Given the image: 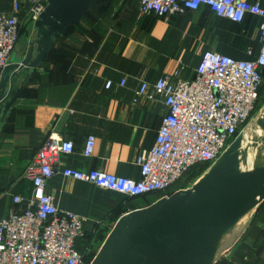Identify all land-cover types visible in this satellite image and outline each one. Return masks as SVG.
<instances>
[{
    "label": "crops",
    "instance_id": "0c3cea01",
    "mask_svg": "<svg viewBox=\"0 0 264 264\" xmlns=\"http://www.w3.org/2000/svg\"><path fill=\"white\" fill-rule=\"evenodd\" d=\"M20 1L27 41L16 46V57L27 50L33 31L26 17L30 0ZM246 1L264 7V0ZM12 4L0 0L3 10H11ZM260 23L254 15L236 22L206 6L153 16L141 13L137 0L94 4L55 40L37 68L23 71L15 86H21V96L0 116V219L18 207L13 196L31 198L33 183L26 171L44 139L55 133L72 139L75 148L60 154L62 166L48 179L46 190L60 209L82 216L84 230L102 243L119 216L159 197H127L66 177L61 170L72 166L139 178L137 158L153 146L166 107L161 97L133 102L134 92L166 74L192 77L206 50L238 60L253 58L260 48ZM122 79L124 86L119 85ZM107 80L113 81L112 88L105 87ZM66 112L59 133L56 128ZM89 135L96 143L93 154L85 157L82 148ZM239 241L216 264H242L241 256L244 264H264V202Z\"/></svg>",
    "mask_w": 264,
    "mask_h": 264
},
{
    "label": "built area",
    "instance_id": "2783aa9c",
    "mask_svg": "<svg viewBox=\"0 0 264 264\" xmlns=\"http://www.w3.org/2000/svg\"><path fill=\"white\" fill-rule=\"evenodd\" d=\"M137 1L141 13L153 16L183 14L206 6L217 16L236 22L247 15L261 18L260 48L253 58L238 60L206 50L192 77L179 79L177 72L166 74L154 82H143L134 92L133 102L161 97L166 107L153 146L137 158L139 178L72 166L61 170L66 177L127 197L154 193L161 197L169 195L180 181L190 184L208 168L263 105L264 7L259 1L246 0ZM46 3L29 1L26 17L31 23L39 19ZM21 9L20 0H13L9 11L0 6V80L21 36ZM124 84L122 79L119 85ZM113 85L107 80L105 87ZM95 143L96 137L89 135L82 148L85 157L93 154ZM74 148L72 139L55 133L42 142L26 171L33 183L31 198L13 196L18 207L0 219V264H88V247L84 251L79 248V241L86 237L83 217L60 209L46 190L48 179L62 166L60 154L72 153ZM195 167L200 172L190 178Z\"/></svg>",
    "mask_w": 264,
    "mask_h": 264
},
{
    "label": "water",
    "instance_id": "95a60500",
    "mask_svg": "<svg viewBox=\"0 0 264 264\" xmlns=\"http://www.w3.org/2000/svg\"><path fill=\"white\" fill-rule=\"evenodd\" d=\"M98 1L47 0L32 23L35 35L27 50L13 55L3 70L0 116L21 96V86H15L23 71L37 68L55 40ZM263 202L264 103L190 184L119 216L89 264H216L247 231Z\"/></svg>",
    "mask_w": 264,
    "mask_h": 264
},
{
    "label": "trees",
    "instance_id": "16d2710c",
    "mask_svg": "<svg viewBox=\"0 0 264 264\" xmlns=\"http://www.w3.org/2000/svg\"><path fill=\"white\" fill-rule=\"evenodd\" d=\"M100 1V0H99ZM96 4V3H95ZM94 6V5H93ZM92 6V7H93ZM90 11V10H89ZM88 11V12H89ZM87 12V13H88ZM86 13V14H87ZM74 26V25H73ZM73 26H71L70 28H72ZM69 28V29H70ZM68 29V30H69ZM67 30V31H68ZM23 33V27H22V29H21V34ZM263 88H264V86H263ZM262 103H264V90H263V98H262ZM200 172V170L198 169V168H193L192 169V171H191V173H190V178L191 177H195L196 175H198V173ZM187 185V182H185V181H180L178 184H176V186L175 187H173L171 190H170V193H172L175 189H177L178 187H183V186H186ZM149 195H156L157 197H160V194H156V193H154V194H149ZM145 196H147V195H145ZM92 242H94V240H93V236H92V234L91 233H87L86 232V237H84L83 238V240H80L79 241V248L82 250V251H84L87 247H88V249H86V254H85V260H86V262L88 263H90V261L92 260L91 258L89 259L88 258V256H89V254L90 253H88L89 252V250H91V245H93L92 244Z\"/></svg>",
    "mask_w": 264,
    "mask_h": 264
},
{
    "label": "rangeland",
    "instance_id": "374dc122",
    "mask_svg": "<svg viewBox=\"0 0 264 264\" xmlns=\"http://www.w3.org/2000/svg\"><path fill=\"white\" fill-rule=\"evenodd\" d=\"M33 31V33L31 32V36L32 37H34V28L32 29ZM29 34V33H28ZM26 41H27V38H26V36H25V33L23 32L22 34H21V36H20V39H19V41H18V43H17V48L18 47H20V46H22V45H24L25 43H26ZM100 241L101 240H94V242H92V244L93 245H91L92 247H91V250L88 252V253H90L89 254V256H88V258L90 259H92L93 257H94V255L96 254V252L98 251V249H99V247H100V245H101V243H100ZM240 242V241H239ZM238 242V243H239ZM237 243V244H238ZM241 260H244L243 262H242V264H244L245 263V259H244V257L243 256H241V258H240ZM88 264H89V262H88ZM249 264V263H248Z\"/></svg>",
    "mask_w": 264,
    "mask_h": 264
},
{
    "label": "flooded vegetation",
    "instance_id": "af4514ba",
    "mask_svg": "<svg viewBox=\"0 0 264 264\" xmlns=\"http://www.w3.org/2000/svg\"><path fill=\"white\" fill-rule=\"evenodd\" d=\"M32 39H33V37H32Z\"/></svg>",
    "mask_w": 264,
    "mask_h": 264
}]
</instances>
